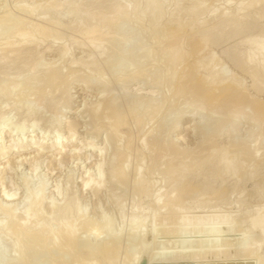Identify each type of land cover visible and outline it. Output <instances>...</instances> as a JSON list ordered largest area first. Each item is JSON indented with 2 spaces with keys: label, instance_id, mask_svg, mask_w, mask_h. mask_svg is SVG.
I'll return each instance as SVG.
<instances>
[{
  "label": "bare ground",
  "instance_id": "obj_1",
  "mask_svg": "<svg viewBox=\"0 0 264 264\" xmlns=\"http://www.w3.org/2000/svg\"><path fill=\"white\" fill-rule=\"evenodd\" d=\"M69 1L70 0H61V1L47 0V2L44 5L43 4L42 5L35 4L36 6L35 5H32V6L22 5L21 7L23 8V10H26V12H29V13L33 12L34 14L38 10L39 11L42 10V15L44 18L47 16V14L49 15V13H51L53 9L66 7L67 9L66 14L72 17L71 22L68 25L66 24V27L69 26V28H71L72 30H76L77 32L79 31L81 33V37L84 38V40L86 39V41L89 42V46L92 50L91 52L92 53L98 52L100 53L101 57L98 55L99 57H95V58H92L86 61L84 58L83 59L82 58L78 59V57L75 58L74 57L75 55L71 57L72 56L71 51L73 47L71 46V41H69L70 39L66 37L64 34L62 35L61 34L62 31L59 32L60 31L59 29H58L59 31H57V29L55 31L54 29L55 25H56L55 27L59 26L57 28H60V27L63 28L64 27L63 25H65L64 22H60L59 20H56L55 22L54 21L48 22L52 24L53 26L52 28V27H49L50 24L48 25L47 23L46 24L48 26L44 23L43 24L41 23L27 24L26 22H24L26 24H23L22 22L19 21L20 19L18 20V18H16L17 19L16 20L15 18H13L12 17L13 15L9 14L11 13L10 11H8L9 13L6 12L0 15V34H2V32L4 34V32L6 33L9 30L11 31L15 29L14 34L9 31L11 34H13L12 35L13 37L11 36L12 38L8 37V39L2 40L4 42L0 41L1 42L0 43V64L3 63L5 66L4 67L2 65L3 69L5 68V71L2 70L0 75L4 73V75L7 76L8 74L7 72H9L10 70L8 71L6 69H9L12 65H14V63L16 64V60H19V59L25 60V58H22V54L25 53L26 56L23 55L25 57H27V55L29 56L28 53L32 52V50L27 49L29 46H31L30 44H34L33 46L35 50H37V48H39L40 46H42L43 44L47 42L53 43V44L58 43L60 45L59 47L60 48L59 49L60 58L57 59L56 62L53 59L54 63H51V62L48 63L42 57H40L42 59L39 58L37 62L36 60L35 62H33L34 61L33 60L32 61L33 63L31 64L26 62L27 61L26 60L25 65L24 66L22 65L23 70L21 69L22 71H24V67L25 66L27 67L25 70L27 72L26 75L19 74L18 76L16 75V77H14L15 79L9 78V81H7L6 84H3V77H2L3 75L0 76V78H2V82L0 79V133L3 134L5 132L7 134L9 132L10 133L9 137L15 141L17 136L21 137L22 135L25 134V132L27 131V127L29 125L28 123H30L31 121L33 122V119H36L37 117L36 114L38 113L37 111H40L39 108L41 105H43L42 107H44L45 104L46 105L48 104V107L45 105V108L46 107L50 109L55 108V110L58 109L60 103H63L64 105H67V104L70 105L72 102V100H70L72 99V97L70 96L71 94L69 93V91H71L70 87H67L66 85L62 86V84L64 85L66 84V82H69L70 79L68 78L70 77H72L71 80L73 84L78 81L79 82L83 81L86 87H93L92 86L93 82L94 84L99 83L102 89L107 87L105 85L106 84L108 85V83L106 82L109 79L106 74L107 73L110 74L114 72L113 66H111V68H109V70L107 71L102 63L106 59V57L109 55L108 54V49H109L108 43L110 42V40L114 38V35L117 34L116 30H119V32H121L120 31L121 28L126 23L139 24V26L141 25L140 23H143L145 25L144 28L145 29L148 28L147 31H145L146 33H148V30L151 31V29L153 32L155 31L156 33L154 34L155 37L153 38L151 37L153 40L154 39L161 40V37L163 38L160 41L162 42L161 45L159 46L160 43L158 42L159 43V44L157 43L158 45L154 43L153 45H149L146 49H143L142 48L143 46H147L146 38L148 37V35L145 34V32L143 31L146 37H144V40H143L144 44L140 46H133V44H131V41H130L131 38H128V37L127 39L125 38L124 42L127 43L128 45L124 53H122L119 56L120 59L118 61L125 62L124 60L126 58L124 57H128L132 55L134 52H137V50L143 49V51H141V54H140L141 61L152 59V61L154 62L150 63L149 66L145 70L142 69L144 70L143 72H145L146 74V78L144 77L145 79L141 75L144 73L141 72L140 63L138 64L136 63L135 66H132L131 71L128 70L129 71L128 75L123 74L122 76H120L118 74V76H120L122 79L117 76H116V79L117 78L121 79L122 81L120 83H124V82L127 83L129 79L131 80L132 78L135 80L136 78L140 76L141 79L142 78L144 79V82L146 80L151 83V82H154V79L159 77L158 75L156 76V73H154V71L157 72L155 69L159 67V65H161V67L162 66L163 67L160 70H165V71H163L162 73V77H163L161 78L162 80L159 81L158 79H156L158 80L157 85H161V86L163 85L165 87V85L168 86V84L170 83L169 85L170 90L167 88L169 91L166 89V92L168 91V93L162 95L163 96L162 98L161 97L158 98V96L156 95L155 96L148 95L151 93V91L150 93H147V97L144 95L143 96L142 95L132 96L129 91L130 89L129 90L121 89L119 93H116L117 94L116 96H112L113 94L109 95L111 92L110 91L108 93L109 97L107 96V92L106 94L104 93L106 95L105 98H104L105 95H103L102 93L103 98L101 97L102 99L100 100V102L98 103L95 102V104L91 105L89 109L85 107L86 110H88L87 112H89V116L91 115L90 117L92 118V120L90 119V121L96 120L95 124H100V125L104 124L108 126L107 130H109V124H110V130L112 132V135L115 136L116 142L118 141L117 142L118 146H117L115 156L113 157V159L111 157L112 161L109 160L110 161V169H109L110 177L109 178L115 184L116 183L119 184V181L121 180L123 181V179L126 180L124 177L128 176L127 174L128 171L126 172L127 164H125V162L127 163L128 160H130L129 157H131L132 155L133 144L135 141H134V137L132 134L128 135L129 137L127 138V140H125L126 137H124L126 135H124V133L121 134V131H120L121 127H123V125L126 124L127 117L129 115L132 116L136 112L135 122L138 126L140 125V123L142 124L146 122L148 119L152 121L154 118L158 117L157 115L161 113L160 111L163 108H166V106L170 105L169 102L171 101V99L174 98V96L177 95V93L182 94L183 95L182 97L184 96L186 97L184 98L185 102L187 100H192L191 97L193 96L198 97V99H201L199 101L197 100L198 104L195 98H193V100L196 102V104L194 101H190V103L194 102L193 104H195V106L193 109L197 111L191 109L193 107V104H191L192 107L190 109L191 111H194L197 114H198V110L202 111L201 113L204 112L205 119L201 122L197 121L198 124L197 125L192 124L191 127L194 126L193 130H195L196 132H202V134H204V139L202 140L203 141L202 144L205 143V145L201 144L200 147L202 146L205 147L209 143L211 145L208 146V151H206L207 150L206 147H205L206 149L203 147L200 148L201 150L205 149L206 152L204 151L203 153V151L199 150V153L201 152L200 154L194 153L195 155L196 154L198 155L193 156L194 160H192V157H191V159L189 160H192V161L191 162L189 161L190 163L187 164V159L189 157L187 151H185L187 149L184 150L182 147H180L182 145L178 143V141L181 139L180 132H178L176 136L172 135L173 137L166 138V140L162 141L158 145L153 144L154 142L155 144L158 143L156 142L158 141L157 138H156V141L152 143L153 146H151L149 142L150 141L149 137L154 135L155 132L159 134L161 131L158 133L157 130L161 126H163L165 123H168L170 121L168 120H165L164 122L162 121L161 123H159L157 127L149 128L145 131L143 129L144 133L142 134L143 135L141 138L142 140H140L142 143L140 145V148H138L139 151H137L139 153L136 152L138 156L139 154L141 156L142 154L145 155L147 153L146 155H148V153H150L153 159H157L160 156L164 157V156L169 155L170 158L168 156L167 157L170 159V161L168 160L170 163L171 161H174V158L175 157L177 158V156L179 155L178 158L180 162L178 163V165L176 164L174 165L171 162L172 167H169L168 171L165 170L166 172H164V168H165V167L163 168L164 165L162 166L160 165L161 168H163V172H164L163 174L161 172L162 170L161 171L156 170V169H159L158 167L155 169L157 174L159 172L162 174L160 175L159 173L158 176L164 177L165 176L164 174L168 172L164 179L165 183L163 182L161 183L165 185L163 187L161 186L162 188L160 189H154L156 181L155 183H153L154 181L152 179L151 181L149 178L150 180L149 181L147 176L144 175V173L146 172V169L144 172V167L146 166L145 165L146 158L144 157L142 159L143 155L140 158L142 159L141 160L142 162L143 160L145 161L143 162L145 164L141 165V161H140L139 163L141 166L140 165L138 166V163H137L136 165L138 167L137 168H135L136 166L134 167L135 172L133 175L134 178L132 179L134 184L133 183L132 184H133V188L136 190L135 192L138 193L137 194L138 196L139 195L140 196L139 197L135 196V198L130 203L131 204L130 208L133 214H132V217L129 219L128 231L131 237L138 236L139 240H138L136 250L134 252L130 249L128 250L127 254L125 255L127 256L126 258L127 261L124 259L125 262L123 264L125 263L140 264L144 260L143 258H145L147 255H151L155 258L152 260L151 264H155V263L165 264L168 262L172 264H211L212 263L211 261H213V257L215 258L214 259L215 263L213 262L212 264H230V260H228V257L226 255H222L224 251L221 250V248H222V244L224 240L227 239L228 236L230 237L231 235L233 236V238L230 239L231 238L230 237L228 239L233 241V243L232 241H229V242L230 244L232 243L233 248H236L237 250L236 257L240 259V261L238 260L239 264H264L263 258L262 259L260 258L261 260H258V258H255L256 256L253 257L256 251L257 253L259 252L258 251L259 246H261V243L264 242V206H262L261 208L259 207L257 211L255 210L256 212L254 211L255 212L253 213L254 215L252 214L251 216L250 214L251 216V218L249 217L251 219L250 227H248L249 229L248 230L246 229V231L244 230V228H241L240 226L239 227L241 229L239 228L234 229V225L231 224L232 220L229 221V223L230 222L231 223L228 224V220L230 218H228L229 215L227 216V214H224V212H222L224 215H221V214L218 215L212 220V222L208 220L210 222V224L207 222L209 224L208 226L206 225L203 226L204 223L201 221H197V220H196L197 222H195V226H193L194 223L192 224V221H188L189 219L187 220L185 219V216H183L187 213H188L187 214L188 218H189V215L192 216V214L195 213L196 211L194 212L191 211L192 210L191 208L194 205H196V203L199 204L200 202L201 204H204V203H209L213 200L217 201L221 199L224 195H226V192H227L226 187L224 185L222 187V183L225 182L227 175H229L230 177H233L235 179L234 186H238L241 182L240 178L242 176H244V178H242V181L243 179L244 180L246 179L247 181V180L252 179L254 174H256L255 173L256 168L255 166H253L254 160L251 161V163L253 162L252 164L247 163L248 162L247 160L248 158L250 160L251 159L250 157L256 158L260 154V152L264 149V141H262L264 140V103H262L264 102L263 101L264 99L262 100L261 97L260 99L258 96H256L261 100V103L260 101L258 103V101L256 100H259V99H257L255 95L252 97L251 96L252 94L251 93H250L251 95L249 94V87L242 86L243 84L241 83V80L238 77V74L237 75L234 74V76H232L233 74L229 75L228 73H226L224 69H222L223 67L221 65H220L221 67H218L217 58L213 54H210V55L208 54V56L206 54L201 57H196V56L198 54H201L199 52L203 53L204 51L202 50V48L208 47V45L212 41H214V43L216 44V41H218L219 39L221 40V38L231 39L236 36L239 37L240 35L242 36L243 34L249 33L248 38H245L242 41V44L248 47L245 54H243L241 49H238L239 45H237L236 48H233L227 51V53L229 54L230 52H232V56H231L232 61L234 65H236V67H238L239 69H243L248 64L253 65L254 71L252 72V77L254 78L255 89L259 93L260 92L263 93L264 92V25L262 27H259V29L261 28L260 30H258L259 34H255L254 31L257 26H260L261 22L264 23V11H262L263 13L260 14L261 15L260 22L256 21L255 23L252 20L248 19L249 22L251 21L252 23L249 24L246 21L247 24H245L244 22L245 20L244 21L240 20V17H242L243 14L248 11L258 8V6L264 9V0H239V3H237L238 7L235 8V10H233V15H231L232 13L230 14V11H229V9L231 10V8L224 7V10L221 14V18L218 19L219 21L217 22H215L216 20L214 21V23L216 24H213V25L215 26L211 28L212 25L209 23L208 28L205 27L207 26L205 25L204 27L206 29H203L202 31H198V27L202 24V22H204L203 20L205 19L203 18L204 15L206 16L208 12L213 13L219 10L217 6H214L211 9L210 5L212 3V0H190L191 3H189L188 6L186 5L185 7L181 6L184 0H90V2H86V1L83 2V0H76V1L72 0L70 2ZM107 1L109 4H107ZM216 1H220V0H216ZM235 1L236 0H233V4H235ZM226 2H227V5H229L231 3V0H226ZM246 17L247 16H245V18ZM120 21L121 23H119ZM205 24L207 23L205 22ZM196 31L199 32V34L197 33L198 36L196 35ZM121 33H118V34H121ZM194 36H197L195 37L196 39L194 40V42H192V44L190 42L192 40H190L189 43L191 44V46L189 43H188L189 44L188 46L187 44L188 38L190 37L189 39L191 38L194 39ZM5 37L7 38V36ZM116 38L115 40H117ZM118 39H121V37H119ZM120 41H122V39ZM79 42H77L76 40L73 43L74 45L76 43H77L76 45H78L80 43L84 44L85 41L80 42V43ZM163 43L165 45H163ZM83 44H81L82 47H83ZM212 44L210 45L212 46ZM53 46L54 45H49L46 48L45 52L46 53L53 52ZM93 55H91V57ZM2 66L0 65V68ZM172 66H173L172 73H170L167 76V73L169 72V70L171 69L170 67ZM12 69H14V67ZM126 73H127V70H126ZM9 75L11 74L9 73ZM19 76L21 78H23L24 76L25 77L28 76V77H26L27 79L26 78L22 79V81L25 79L24 80L25 82L21 83L22 85L24 84V88L19 83L21 80L20 81L18 80L19 82L17 81L19 86H21V88L18 86L16 87H18V90L19 88L23 90H20V93H18L15 96V93H13L15 89V87L13 89V86L15 84H12L13 86L11 87V83H14L15 80L19 78ZM4 78L6 80V77ZM31 79H34V81H37V82H33ZM257 79L258 80L261 79L262 83L259 84L257 82L258 81ZM200 81H202V83H200ZM17 82H16V85H17ZM129 83L130 82H128V84ZM99 85L97 84L98 87ZM120 88H123V87L121 86ZM12 89H13V92H12ZM108 89L110 88L108 87L107 90ZM210 89H212V93ZM216 89H218V92ZM10 90L15 96L14 98H12L13 100L10 99L13 96L10 93ZM16 90L17 89H15V91ZM215 90L217 93L216 95L213 96L212 94L215 93L214 92ZM25 91L26 92L28 91L27 93H30V92L32 94L35 93L34 95L36 96L35 98H33L34 100L33 99L29 100L30 103H28V105L29 104L30 105L26 110L27 115L21 118L23 119V121L20 122V125H18L16 129L10 130L9 125L10 124L12 125L10 121L11 119L10 114L12 112H16V114H19V112L21 111L20 106L24 105V103L27 101L25 97L33 96V95L26 94ZM51 92L52 93L59 92L61 95V96L58 95L59 97H61L60 100L58 99L59 101H57L56 99V102H55L54 100L55 97L53 96L56 93L52 94ZM153 93L154 92L152 91L151 94ZM158 95H160V93ZM179 97L181 98V95ZM254 97L256 99H254ZM3 98H5V100H2ZM177 98H174V99H177ZM181 99L184 100L183 98ZM9 100L13 101L12 104L8 102ZM178 102H176L178 104L176 107H174L176 103L174 106H172L173 108L171 106L170 107L172 108L171 109L172 111L175 110V112H177L179 115L181 114L182 112L181 110L184 108V105L186 103L184 101L182 102L180 101L181 103H178ZM188 102L189 101H187V103ZM121 103L126 105V107H124L125 110L121 109V105H122ZM142 105H146V107L141 110L140 107ZM243 106L254 107L255 112L252 110L254 114L252 113L251 110L249 112H251L252 115L248 112L247 113L249 115L247 113H246L247 115L243 114L244 112L250 109L249 108L245 111L243 109ZM242 109L244 111L243 113L241 112ZM136 110H138L139 112H137ZM182 113L184 114V110ZM188 113H189V110H188ZM242 114L248 117V118H245V120L248 119L247 121H249L248 122L249 124L250 123L257 124L258 121L261 122V125H260L261 128L259 132H250V137L248 138V140L246 139L247 141L245 142L243 139H241V136H240L241 133L239 129V125L242 122V117H245ZM192 115H194V113ZM54 118L53 120L50 119V121L52 120L51 122L49 121L46 122V119H45V122L48 123L46 124V126L48 125L49 127H54L55 129L62 128L63 120L59 117H56V119ZM179 119H181V117H179ZM149 120L148 122H150ZM97 121L99 122L97 123ZM213 121H215L218 124L216 123H215L216 125L213 124L214 123ZM225 123L228 126H227V130L225 129L226 131L224 130L225 131L224 132L222 128H225V125H226ZM221 124H223V127L220 126ZM259 124L260 123H258V125ZM100 125H98V127ZM143 125L144 124H142V126ZM36 126H39V125L36 124ZM67 126L70 131V135L68 139L66 141H64L63 139H60V134L58 133L54 140L55 142H53L50 146H48L49 152H52L51 154L52 156L58 150H59L58 153L60 157L58 155L57 158L64 157L65 155L67 156L68 155L67 153L69 152V150H67V147L71 146L74 143V141H77L79 139L78 131L76 129V124L70 121ZM30 127H35V125H32ZM102 127L103 126H101L100 128ZM96 128L95 130H93L94 131L93 133H96L95 132ZM179 129H176V131H179ZM193 130L192 132H194ZM215 132L218 134L216 135ZM108 133L110 132L108 131ZM229 135L230 136L233 135V139L230 138V140L231 139L232 140L230 141V143L228 142L229 145L227 143L228 146L226 145L222 147L223 146L222 144L221 146L220 144H218L219 143L218 141H217L218 143L216 142L217 137L221 138L220 136H229ZM160 136L162 137V135ZM164 136L166 135L164 134ZM123 137L125 139H123ZM200 137H203V136H200ZM214 138H216L215 141H214ZM240 139L243 141H241ZM46 143H47L46 135L40 141L31 139L27 142H19L18 140H16L15 143H12L8 147L0 143V160H3V159L5 160L6 158L12 156L13 154H18L19 156H17L16 158H12V159L18 158V159H21V162H22L23 161L22 157L24 156L23 154L26 155L25 151L29 149L31 150V148H35L34 149L36 151L35 157L39 156L40 154H42V150L46 148ZM89 146L91 148L96 147L93 142H89ZM198 149L199 147L197 148V150ZM197 150L195 149V152H197ZM78 151L79 152L77 151H75L74 153L72 152V156L75 157L78 154L80 155V152L82 151V149L80 148V150ZM83 151L85 150L83 149ZM263 153L261 154L264 155ZM102 155H104L103 149L100 150V153H99V156L103 157ZM262 155L260 156L262 157ZM12 159L10 158L6 159V161H4V164L7 165V163H10ZM147 159H150V157H147ZM159 159L160 158H158V160ZM27 160L28 159L26 158L25 161ZM102 160L103 158L99 159L97 163V169L99 171L98 176H96V178L89 177L83 181V186H85V188L90 187L97 192L102 186H104L106 173L102 171L103 166H104L103 164L104 161ZM259 160L257 159L255 161L259 162ZM19 161L17 160L16 162H19ZM151 161H154V160L151 159ZM154 162L155 164H157L158 161L156 160ZM161 162H162V159H161ZM176 162L174 161V163ZM40 163L41 162L38 159L35 160V162L31 163L32 164L31 172H35L37 170V166ZM159 164L157 166H159ZM146 167L149 168V165ZM256 167L258 169V166ZM155 173H152V174H155ZM163 177H161L160 179L162 180ZM218 177L219 178L222 177V181H220V183L215 185L214 181L218 179ZM195 178L198 180L194 181ZM171 181L173 182L172 187L171 188L167 187V185ZM22 182L26 186V188H28V193H29V195L27 194L28 196L27 197L25 196L23 200L26 204L25 211H24V213L26 214H25V218L23 217L24 220L22 219L23 221L21 222L20 220L19 221L16 220L18 217V213L20 212L18 210L19 208L11 207L10 205L1 206V209H2L1 211L2 213L6 215V217L0 218V229L2 230L1 233L8 232L10 228L11 229L13 228L12 230H15V236H16L15 240L16 241L14 240V242L13 243L11 242L12 244L11 243L10 244H11V248L15 250L13 252L16 253V257H15L16 264H19L17 262L18 259L21 260L22 258L27 256L26 254L31 253V252H33L32 256L35 257V259L33 260L34 261L33 264H100V262L102 264H117L118 259L120 258L119 257L120 247L118 245V240L120 238V234L122 230H114L110 225L111 221L109 219L107 220L105 219L104 223L98 222V223H102L101 225L92 222L93 220L91 221V219L89 220L88 219L89 217L85 213L86 211L82 212V210L84 209H82V207H79L78 206L79 204H76V202L74 201L75 197L73 198L71 197L72 199H70V201L63 203V205L57 203L53 199L50 202L48 201L50 203L51 209L53 210V212H56L57 215L54 218L55 220H48L47 222H41L39 221L40 220L39 216L42 215V213L40 215V211H41L40 207L43 206V203L45 202V200H47L45 196L47 183H45L44 181L43 182L41 181L38 188L34 189L32 187L33 189L31 190V186H32L31 177L24 176ZM169 186H171V184ZM11 192H8L7 188H3V197L9 198L11 196ZM190 192L193 194L192 206L188 208V206H186L187 199L185 198L188 197V194H190ZM152 195L154 196V198L151 201L152 203L150 205V208L149 207L148 208L151 209L153 213L150 216H148V218L142 219L144 218L142 217V212L145 209L143 207L144 204L142 205V202L144 200L143 197L150 198ZM12 196H14V194ZM75 200H77V198ZM117 205L120 207V209L123 208L124 206V196L123 195H120L117 197ZM53 216L55 215L53 214ZM73 216H77V218H79L78 220H80V222H83L85 224L87 231L101 233L103 235L100 236V238H104V240L109 238V240L108 241L105 240L104 242L101 241V243L100 242L94 243V238H91V235L88 234L86 238H82V244H83L82 250L81 249L77 250L76 241L79 235V230L81 229L77 227V223L75 224L74 222H72L73 220L72 221L70 220L71 223L68 221L71 217L72 219H74ZM34 217L35 218L37 217V219H39L38 220L39 222L36 220L34 221L35 222L34 223L33 222ZM148 219L149 221L147 222ZM162 220L163 222L165 220L164 224L161 223ZM55 223L58 224L57 229L53 228V225ZM191 226L195 228L192 229ZM177 227L183 228L186 231V233L187 232L192 233L193 230H194L193 232H198L200 231L201 228H204L201 230L208 229L213 232L215 231L217 234V238L215 237L216 238L215 243L212 245L211 254H213V257L209 255L210 253L207 254L203 252H199L194 255L186 256L185 254H183V252L181 251L175 252L176 251L175 250L174 253L172 252L170 253L171 255L168 256L169 258L167 259V261L165 260L162 261L163 259L161 260L160 257L162 256V253H164L163 251L164 249L162 250L161 247H159V245L157 244V238L159 237L158 235H160V233H164L167 235L170 234V236L172 234H176V231L178 230ZM146 229H150V230L147 231ZM21 236L24 238H21ZM162 236L164 237L163 234ZM22 239L25 240V243L21 241L23 244L20 245L19 240H22ZM185 239L186 238L180 239L179 241H176V243L173 242V244L176 245V248H180L182 247L183 244L187 242V241L184 242ZM188 239L189 238H187V240ZM17 240L19 243L17 242ZM205 240L207 241V239ZM205 240L203 241L199 240V241H201V244H203L202 242H206ZM235 245L236 247H234ZM53 248L58 249L57 251L59 254L56 257H54L50 263L49 262L45 263L42 261H38V259H36L37 257L46 256ZM2 249L3 247L1 248L0 246V260L4 259L3 257H5L4 251ZM224 249L226 251L229 250L226 248ZM84 251H85L86 256L82 255V252L84 253ZM227 252L229 253V251ZM99 254L102 256V258L97 259L98 261H95L97 255ZM68 255L70 256L67 259ZM251 258H255L258 261L255 262L254 259L251 260ZM2 261L0 262V264L3 263ZM20 264H25V262L20 263Z\"/></svg>",
  "mask_w": 264,
  "mask_h": 264
},
{
  "label": "rangeland",
  "instance_id": "obj_2",
  "mask_svg": "<svg viewBox=\"0 0 264 264\" xmlns=\"http://www.w3.org/2000/svg\"><path fill=\"white\" fill-rule=\"evenodd\" d=\"M57 1H61V0H57ZM70 1H72V0H70ZM84 1L90 2V0L89 1L88 0H83V2ZM46 2H47V0H0V15L6 13L8 11H10L11 13H9V12L8 13L11 14V15H13L12 16L13 18H15V19L18 18V20L20 19L19 21L22 22L23 24H26V23L27 24H31V23L32 24H34V23H41V24L44 23V24H46L47 23L48 25L50 24L49 27H52V28H53L52 24L51 23H48V22H51V21H54L55 22L56 20H59L60 22H64L65 25H63L64 26L63 28L62 27L57 28L59 26L55 27L56 26L55 25L54 26V29H55V31H56V29H57V31L60 30L59 32L62 31L61 34L62 35L64 34L66 37H68L70 39L69 41H71V46L73 47L72 48V51H71V55L72 56L71 55L70 56L73 57V55H75L74 56L75 58H77V57H78V59L79 58L80 59L81 58L82 59L84 58L85 61L86 60H89V59H92V58H95V57H99L100 56V53H98V52L97 53L96 52H93L94 53V55H93V53L91 52L92 50H91V48L89 46V42L86 41V39L84 40V38L81 37V33L79 31L77 32L76 30H72L71 28H69V26L66 27V24L68 25L71 22V20H72V17L71 16H68L66 14V12H67L66 7L53 9L51 11V13H49V15L47 14V16L45 18L42 15V10H40V11L38 10L34 14L33 12L32 13L31 12L30 13L29 12H26V10H23V8L21 7L22 5H24V6H30V5L32 6V5H35V4L36 5L37 4H40V5L43 4L44 5ZM189 3H191L190 0H188V1L187 0H184L182 2V5L181 6H184V7L186 5L188 6ZM237 3H239V0H236L235 1V4H233V0H231V3L229 5H227L226 0H220V1L212 0V3L210 5L211 6V9L214 6H217L219 8V10L217 12H213V13L212 12H208L209 14L207 13L206 16L204 15L203 18H205V19H203L204 20V22H202L203 25L201 24L198 27V31H202L203 29H206L205 27L208 28L209 23L212 25V26L210 25L211 28H213L215 26L213 24H216V23H214V21L216 20L215 22H217V21H219L218 19L221 18V14H222V12L224 10V7L225 8H231V10L229 9V11H230V14L232 13L231 15H233V10H235V8L238 7V4ZM19 4H21V5H19ZM105 4H106V2H105ZM107 4H109L108 1H107ZM40 5H38V6H40ZM3 9H4V11H3ZM262 11H264V9L262 7L260 8L258 6V8L252 9L251 11H248V12L244 13L243 16L240 17V20H243V21L245 20L244 21L245 24H247V23L251 24L252 22L251 21L249 22V20H252L255 23H256V21L260 22V20H261L260 19V16H261L260 14L263 13ZM245 16H247L246 17L247 20H246ZM246 21H247V23H246ZM24 22H26V23H24ZM205 22L207 24H205ZM119 23H121V21ZM140 24L141 25L139 26V24H128V23H126L125 25H123V27L120 30L122 33L119 32V30H116V32H117V34H115L116 36L114 35V38L112 40H110V42L108 43V46H109L108 54L109 55L106 57V59L102 63H103V65H104V67H105V69L107 71L109 70V68H111V66H113L114 72L113 73H110V74L106 72L107 73L106 75L108 76V79H109L106 82V83H108V85L107 84L105 85V86H107V87H105L106 89L105 88L102 89V87H100L99 83H97V82H95V83H97L99 85V87L97 86V84H94V82L92 83V86L93 87H86L84 85L83 81H81V82L78 81V82H75L73 84L72 83V80H71L72 77L68 78V79H70L69 82H66V81H68V80H66L65 81L66 84H64V85L62 84V86H65L66 85L67 87H70V90L71 91H69V93L71 94L70 96L72 97V99H70V100H72L71 104L70 105H68V104L67 105H64L63 103H60L59 107L57 106L58 107L57 110H55V108H53V109L52 108L51 109L50 108H47L48 107V104L47 105L45 104L47 106L46 108H45V105H44V107H42L43 105H41L40 108H39L41 112L40 111H37L38 113L36 114V116H37L36 119H33V122L31 121L30 123H28L29 125L27 127V131L25 132V134L22 135L21 137H18L17 136L16 140H18L19 142H27V141H29L31 139H33V140L35 139L37 141H40L46 135V137H47V143L48 144L46 143V148L42 150V154H40L39 156H36L37 157L36 158L35 157L36 151L34 150L35 148H31V150L29 149V150L25 151L26 155L23 154L26 157L23 156L22 157V160L25 161L26 158L28 159L25 162H23V161L21 162V159H18V158L17 159H12V158H16L17 156H19L18 154H13L12 156L8 157V158H10L12 160H11L10 163H7V165L4 164V161H6V159H8V158H6L5 160L4 159L3 160H0V218H3V217L5 218L6 217V215L4 213H2V211H1L2 210L1 209V206L10 205L11 207H17V208H19L18 210L20 212L18 211L19 213H18V217H17L16 220H18V221L20 220V222L23 221L24 220L23 217L25 218V214H26V213H24V211H25V205L26 204H25V202L23 200H24L25 196L27 197L29 195L28 188H26V186L22 182L23 177L24 176L31 177V179H32L31 190L33 188L34 189L38 188L39 185H40V183H41V181L42 182L44 181L45 183H47V185H46V193H45V196H46L47 200H45V202L43 203V206L40 207V210H41L40 211V215H41V213H42V215L39 216L40 218L37 216L40 220L37 219V217L36 218L34 217L33 218L34 219L33 222L36 221V220L37 221L39 220L41 222H47L48 220H55L54 218L56 217L57 213L56 212H53V210L50 207V203H49L52 199L55 200L57 203L63 205V203H65L67 201H70V199H72L73 197H75V199L77 198V200L74 199V201L76 202V204H79L78 205L79 207H82V209H84V210H82V212L83 211L84 212L86 211L85 213L89 217V218L87 217L89 220L91 219V221L93 220L92 222L101 225L102 223H104L105 219L106 220L109 219L111 221L110 225H111V227L114 230H122V232L120 234V238L118 240V245L120 247V256H119L120 258L118 259L117 264H123L125 262V260L127 261V259H126L127 256H125V255L127 254V252H128L129 249L132 250L133 252L136 250V247H137V244H138V240H139V237L138 236H132L131 237V235L129 234V231H128L129 219L132 217V214H133V212H132V210L130 208V205H131L130 203L135 198V196L136 197L138 196L137 195L138 193H136L135 192L136 190L133 188L134 182L132 180L134 178L133 175H134V172H135L134 171L135 168H137L140 165L139 162L145 157L146 158V160H145L146 161V164L143 163V162H145L143 160V162L141 161V165H144V164L146 166L149 165V168L146 167V166L144 167V172H145V169H146V172L144 173V175L147 176L148 180H149V178H150V180L152 179L154 181L153 183H155V181H156V183L158 182L157 184L155 183V188L154 189H160V188H162L165 185V184H161V183L162 182L165 183L164 182L165 181L164 179H165V176L167 175L168 172L165 173L164 174L165 176L163 177V176H158V174L160 172L157 174L156 170L157 171H161L162 170L161 172L163 174L164 172L168 171L169 167H172L171 166L172 165L171 162L174 165L175 164L178 165V163L180 162L179 161V158H178L179 155L177 156V158L176 157L174 158V161L175 162L177 161L176 163H174V161H171L169 163V161H170V159H169L170 156L169 155H167L169 158L167 156H164V157L163 156H160V157H158V158H160L159 159L160 162H159L158 158L157 159H153V157H152V155L150 153H148V155H146L147 153L145 155L141 153L143 155V157H142V155L140 156V154L138 156L137 153H139V152H137V151H139L138 148H140V145L142 143L140 140H142L141 138L143 136L142 134L144 133V131L147 130V129H149V128L157 127L159 125V123H161L162 121L163 122L165 120L170 121L168 123H165L163 126H161L157 130L158 133L161 131L159 134H157V132H155L156 135L154 134V135L150 136L149 137V140H150L149 142H150L151 146H153V144L154 145H158L162 141L166 140V138H171L173 136H176V134L178 132H180V138L181 139L178 141V143H180V145H182L180 147H182L184 150L187 149L185 151H187L188 156L190 157V158L188 157V159H187V164H189L192 160H194L193 156H197L198 155V154L195 155L194 153H199V150H201L200 148H202V147L205 148L206 147L207 148L206 151H208V146L211 145L209 143L205 147L204 146L200 147L201 144L203 143L202 140L204 139V134H202V132H196L195 130H193L194 129V126L191 127L192 124L193 125L194 124L197 125L198 124L197 121L201 122V121H203L205 119L204 112L201 113L202 111L198 110V114H197L194 111H191V109H193L194 106H195V104H196V102L193 100V98H195L196 101L197 100L199 101L201 99H198V97H194L193 96V97H191L192 100H187V101H189L188 102L189 104H188L187 101L185 102V99H184L186 97L185 96L182 97L183 96L182 94L177 93V95L174 96V98H177V97L178 98L177 99H174V98L171 99V101L169 102L170 105L168 104L169 106H166L167 109L166 108H163L160 111L161 113H159V115H157L158 117L154 118L155 120L154 119L153 120L151 119L152 121H150L148 119L150 122H148V120H147L146 122L142 123L145 126L144 125L142 126L141 123H140L141 126L140 125L138 126L136 124V122H135V120H136V118H135L136 117V115H135L136 112L132 116L129 115L127 117L126 124H124L123 127H121V130L120 131H121V134L124 133V135H126V136L123 135L124 137H126V139L124 137H123V139L127 140V138L129 137L128 135L129 134H132L133 137H134V141H135L134 144H133L132 155H131V157H129L130 160H128L127 163L125 162V164H127L126 172L128 171L127 172L128 176H125L124 177L126 179V180L123 179L124 182L121 180V181H119V184L116 183L117 185L109 178L110 177V175H109L110 161H112L111 160V157L113 159V157L115 156V153H116V150H117V146H118V143H117L118 141L116 142L115 136L112 135V132L110 130V124H109V130H107L108 129V126H106L104 124H102V125L95 124L96 123L95 122L96 120H93L94 122L93 121H90V119L92 120V118L90 117L91 115L89 116V112H87L88 110H86L85 107H87V109H89L91 107V105L95 104V102L96 103L100 102V100L103 98L102 97V93H103V95H105L106 92H107V96H108V93L110 91L111 92H110L109 95H112L113 94L112 96H116L117 95L116 93H119L121 89H128V90L130 89L129 91H130V94L132 96H134V95L135 96L136 95L137 96H139V95H142L143 96L144 95L146 97H147V93H150V91L152 93V91H153L154 92L153 94L150 93L148 95H153V96L156 95V96H158V98L159 97L162 98L163 97L162 95L167 94L168 91L170 90L169 89L170 83L168 84V86L165 85V87L163 85L162 86L161 85H157L158 84V80L159 81L162 80L161 79V78H163L162 77V73H163V71H165V70H160L163 67V66L161 67V65H159V67H157L155 69L157 72L154 71V73H156V76L157 75L159 76L158 78L155 77L158 80L154 79V82H151L152 84L150 82L146 81V80L144 82V79L146 78V74L143 71L149 66L150 63H153L154 61H152V59H147V60H142L141 61V57H140L141 51H143V49H146L149 45H153L154 43L157 44L159 42L160 44L159 43L158 44L160 46L161 43H162L160 41L163 38L161 37V40L158 39L159 41L158 40H155V39L153 40L152 38L155 37L154 34H156L155 31L153 32L152 29H151V31L148 30V33H146L145 31H147L148 28L145 29L144 28L145 25L143 23H140ZM205 25H207V26H205ZM263 25H264V23L261 22L260 23V26H257L256 27L257 29L255 28L254 33L255 34H259V31L258 30L261 29V28L259 29V27H262ZM9 31L6 32V33L4 32L5 35L3 34V32H2V34H0V35H2V36H0V41L1 42H4V41H2L3 39L6 40V39H8V37L9 38H12L13 37L12 35L14 34L15 29L10 31L13 34H11ZM143 31L145 32V34L148 35V37L146 38V42L147 43L145 42L147 44V46H143L142 47L143 48L142 50H137V52H134L132 55H130L128 57H124V58H126L124 60L125 62L118 61L120 59L119 56L122 53H124V51L126 50L127 45H128L127 43L124 42L125 41V38L126 39H127V37L128 38H131L130 41H131V44H133V46H140V45L144 44L143 40H144V37H146V35L144 34ZM198 31H196V35H197V33L199 34ZM118 33H121V34H118ZM5 36H7V38ZM197 36H194V39L193 38L189 39L190 38L189 37L188 40H187L188 41L187 44L189 43L190 40H192V41H190L191 44H192V42H194V40L196 39L195 37H197ZM248 36H249V33L243 34L242 36L240 35L239 37L236 36V37L231 38V39H225V38L222 39L221 38L222 41L219 39L218 41H216V44L214 43V41H212V42H210V44L213 43L212 46L209 44L208 47L202 48V50L204 52L203 53L202 52H199L201 54H198L199 56L197 55L196 57H201V56H204L206 54H207V56H208V54L209 55L210 54H213L217 58L218 67H221L222 66L223 67L222 69H224L226 71V73H228L229 75H232L233 74L232 76H234V74L235 75L238 74V77L240 78L241 83L243 84L242 86L243 87L244 86H248L249 87V94L251 93L252 95L251 94L250 95L252 97L254 95H255V97L256 96H258L259 98L261 97L262 100H263L264 99V92L263 93H261V92L259 93L258 91H256L255 86H254V78L252 77V72L254 71L253 65L248 64L243 69H239L238 67H236V65H234V63L232 61V58H231L232 52H230L229 54L227 53V51H229V50H231L233 48H236L237 45H239L238 49H241L242 52H243V54H245V52L247 51V48L248 47L246 45L242 44V41L245 38H248ZM119 37H121L122 41H120L121 39H118ZM115 38L117 40H115ZM73 40L74 41L77 40V42H79V41L80 42H84L85 41L87 43L84 42V44H83V43H80L79 42L80 44L76 45L77 44L76 43L74 45V43H73L74 41ZM81 44H83V47H82ZM189 44H188V46H189ZM191 44H190V46H191ZM30 45L32 47L29 46L27 49L32 50L33 53L32 52L31 53H28L29 56L27 55V57H25L26 56L25 53L22 54V58H25V60L24 59L16 60V64L14 63L15 66L12 65L14 67V69H12L13 68L12 66L9 69H6L8 71L10 70L9 72H7L8 73L7 74L8 77L5 76L4 73H2L0 75V76L3 75L2 76L3 77V84H6V82L9 81V78L15 79L14 77H16V75L17 76L19 74L26 75L27 74V72L25 71L26 68H27L26 66L24 67V71H22L23 70V66L25 65L26 62H28L29 64H31V63L35 62V60L37 62V60L40 57H42L44 60H46V62H48V63L49 62L54 63V60L56 62L57 59L60 58V56H59V53H60L59 52V49H60L59 47H60V45L58 43L53 44V43H48L47 42V43L43 44L42 46H40L39 48H37V50L34 49V46H33L34 44H30ZM49 45H54L53 46V52H47L46 53L45 52L46 51V48ZM163 45H165V44L163 43ZM162 49H163V47H162ZM23 55H25V56H23ZM91 55H93V56L91 57ZM42 58H40V59H42ZM82 61H84V60H82ZM136 63L137 64L140 63V65H141V67H140L141 72L144 73V74H141V75H142L143 78L144 77L145 78L144 79L143 78L141 79V77L139 76L135 80L132 79V78H131V80L129 79V81H128V82H130L129 84H128V82L126 83L124 81H123L124 83H120L122 81L121 80L122 78L120 76H122L123 74L124 75H128L129 74L128 73L129 72L128 70L131 71L132 66H135ZM0 65L1 66L2 65L4 66L3 63L0 64ZM3 66L0 68V73L2 72V70L5 71V68L3 69ZM170 68H171L170 69L171 72H170V70H169V72L167 71L168 72L167 73V76L170 73H172L173 66L170 67ZM142 69H144V70H142ZM163 69H165V68H163ZM126 70H127V73H126ZM183 70H182V72H183ZM160 71H162V72H160ZM9 73L11 75H9ZM118 74L120 76H118ZM130 74H131V72H130ZM159 74H161V75H159ZM116 76L117 77H120L121 79H119V78L116 79ZM4 77H6V80H5ZM26 77H28V76H26ZM26 77L24 76L23 78H26ZM23 78H21L19 76V78L17 80H15L14 83H11V87L13 86L12 84H15L13 86V89H14V87H15V89H17L16 91L14 89V92H13V89H12V92L15 93V96L18 93H20V90H23V89H20L21 86L24 88V84L23 85L21 84V83L25 82L24 81L25 79L22 81ZM0 79H1V82H2V78H0ZM18 80L19 81L21 80L22 82L21 81L19 82ZM31 80L33 82H37V81H34V79H31ZM17 81L21 84V86H19V84H18ZM60 81H62V80H60ZM117 81H118V83H117ZM155 81H157V82H155ZM261 81L262 80L260 79L257 82L260 84V83H262ZM16 82H17V85H16ZM200 83H202V81H200ZM199 85H201V84H199ZM16 86L20 87L19 90H18V87H16ZM121 86L123 88H120ZM159 86H160V88L162 87L161 88L162 92H161ZM108 87L110 89L107 90ZM170 88H171V86H170ZM166 89L168 90L167 92H166ZM210 90H211V93H212V89H210ZM216 90L218 92V89H216ZM216 90L214 91L215 93L212 94L213 96L216 95V93H217ZM138 91H139V93H138ZM12 92L10 90V93L13 95L12 97L10 95V97H11L10 99L11 100H13L12 98L15 97ZM27 92H26V94L33 95L34 96V97L33 96L32 97L31 96L25 97L27 101H29L30 99L32 100L33 98H35V96H36V95H34L35 93L32 94L31 92L30 93H27ZM140 92H141V94H140ZM51 93H49V94H51ZM54 93H56V92H53L52 94H54ZM159 93H160V95H158ZM56 94H55L56 96L55 95L54 96L52 95L53 97H55V99H54L55 102H56V99H57V101H59L60 98H61V97L58 96V95H60L59 92H57ZM180 95H181V98H183L184 100H182L179 97ZM105 97H106V95L104 96V98ZM255 97H254V99H256V98L259 99L258 97H256V98ZM260 99L259 100H256V101H258V103L260 101V103H261V100ZM2 100H5V98H3ZM11 100H9L8 102H10L12 104L13 101H11ZM172 100H173V102H172ZM27 101L24 103V105L20 106L21 107L20 108L21 111L19 112V114H16V112H12L10 114V118H11L10 121L12 123V125L11 124L9 125V129L10 130L16 129V127H18V125H20V122L23 121V119H21V118H23V117H25V115H27V113H26L27 111L26 110H27V108L30 105V104L28 105V103H30V101L29 102H27ZM180 101L181 102L184 101L186 104L184 105V108L181 110L182 112L184 110V114L180 111L181 114L178 115V113L175 112V110L172 111L171 109L173 108L172 106H174L176 102L181 103ZM190 101H194L195 104H193L194 102L193 103L192 102L190 103ZM198 101H197V104H198ZM26 103H27V105H26ZM123 103H121L123 106L120 104L121 105V109H124L125 110L124 107H126V105H124ZM262 103H264V102H262ZM191 104H193V107H192ZM25 105H26V107H25ZM177 105L178 104L176 103V105L174 107H176ZM145 107H146V105H142L140 108L142 110ZM187 109L189 110V113H191V112L192 113L189 114ZM243 109L245 111L247 109H249V110L246 111V112H244ZM243 109L241 110V112L242 113L244 112L243 114H245V115H247L248 113L251 114V112H249L250 110L251 111L252 110L254 111V107H250V106H243ZM193 110H195V109H193ZM136 111L139 112L138 110H136ZM195 111H197V110H195ZM253 111H252V113L254 114L255 111L254 112ZM58 113L60 114V116H59ZM193 113H194L195 116L192 115ZM245 115H243V116H245ZM55 116L56 117H59V118H61L63 120V126L64 127L62 126V128H60V129H55L54 127H49L47 125L48 126V128H47L46 124H48V123H46V122H48V121L51 122ZM178 116L181 117V119H179ZM56 117L54 119H56ZM245 118H248V117L247 116L242 117V122L239 125V129H240V133H241L240 136H241V139L244 140V142L247 141L248 138L250 137V132H259V130L261 128V126H260L261 125V122L260 121H258L257 124L256 123H253L254 124L253 125L251 123L249 124L248 123L249 121H247L248 119L245 120ZM45 119H46V122H45ZM50 119H52V120L50 121ZM35 120H37V121H35ZM70 121L76 124V129L78 131L79 139L77 141H74L75 144L73 143L71 146L67 147V150H69L70 153L68 152L67 153L68 154L67 156L64 154L65 155L64 156L65 158L64 157L59 158L60 157V155L58 153L59 150L56 151L54 153V155L52 156L51 155L52 152H49V149H48L49 147L48 146H50L53 142H55L54 140H55V138H56V136H57L58 133L60 134V139H63L64 141H66L68 139V137L70 135V131H69V128H68L67 125L69 124ZM89 121H90V123H89ZM91 122H93L94 124L91 123ZM98 122L99 121H97V123ZM213 122H214L213 124L216 123L215 121H213ZM34 123H36L39 126H36V124H34ZM258 123H260V124L258 125ZM216 124H218V123H216ZM32 125H35L36 128L35 127H30ZM98 125H100V126L98 127ZM101 126H103V127L100 128ZM220 126L223 127V124H221ZM227 126L228 125L226 124L225 125V128H222L223 131L225 129L227 130ZM104 127H106V128H104ZM95 128H96V131H95L96 133H93L94 132L93 130H95ZM143 129H144V131H143ZM176 129H179V131H176ZM192 130L195 132V134H194V132H192ZM108 131L110 133H108ZM5 134H6L5 132L3 134L0 133V141H1L0 143L1 144H3L4 146L8 147L12 143H15L16 140L14 141V140H12L9 137V134H10L9 132L6 135ZM164 134L166 136H164ZM215 134L217 135L218 133L215 132ZM160 135H162V137ZM155 136H157V137H155ZM200 136H203V137H200ZM229 136H220L221 138H218L217 137V139H219V140H217L216 138H214V141L216 139V142L218 141L219 143L218 142L217 143L220 144V145L222 144L223 146L222 145L221 146L224 147V146L227 145L228 142L230 143V141L233 139V135L230 136V137ZM240 136H239V138H240ZM160 137L163 140H161ZM214 137H216V136H214ZM156 138H157L158 141H156ZM230 138H232V139L230 140ZM200 139H201L202 142L200 141ZM151 140H152V142H151ZM243 140H241V141H243ZM154 141H156L158 143L155 144ZM262 141H264V140H262ZM89 142H93L96 147L95 148H91L89 146ZM123 142H124V140H123ZM123 142H121V143H123ZM229 143H228V145H229ZM202 145H205V143L202 144ZM198 147H199V149L197 150ZM80 148L82 149V151L80 152V155L78 154L75 157H73L72 156V152L73 153L75 151L79 152L78 150H80ZM83 149L85 151H83ZM102 149H103V154H104V155H102L103 157L99 156L100 150H102ZM195 149L197 150V152H195ZM205 149H202L201 151H203V153H204ZM193 150H194V152H193ZM263 152H264V149L260 152V154L258 156L262 155L261 153H263ZM58 155H59V157L57 158ZM27 156H29V157H27ZM50 156H52V157H50ZM137 156H138V158H137ZM258 156L256 158L255 157H250L252 160L251 159L249 160V158L247 160L248 161L247 163H251V161L254 160L253 161L254 163L253 162L252 163L254 164L253 166H255V168L257 170V172L255 170V173L256 174H254V176H253L254 178L252 177V179L247 180V181H246V179L245 180L243 179V181H244L243 182L242 181V178H244V176H242L240 178L241 179L240 184L238 186H234V183H235L234 180L235 179L233 177H230L229 175H227V178L225 177L226 178L225 182L222 183V187H223V185L226 187V191H227L226 192V195H224L221 199H219L217 201H214L213 200V201H211L209 203H204V204H201L200 202H199V204L196 203V205H194L191 208L192 210L190 209L193 212L196 211L195 212L196 214L193 213L192 216L189 215V218H188V216H187L188 213H187V214L183 215V216H185V219H187V220L189 219L188 221H192V224L194 223L193 226H195V222H197V221L203 222L204 223L203 226H205V225L208 226L210 224L209 221L212 222V220L215 217H217L218 215H220V214L221 215L227 214V216L229 215L228 218H230L228 220V224H230L231 222L229 223V221L232 220V223L231 224L234 225V229L235 228H239V229L244 228L245 231H246V229L248 230L249 229L248 227H250V221H251L250 218H251L252 214L255 213L257 211V209H259V207L261 208L262 206H264V155H262V157L260 156L261 158L258 157ZM140 157H142V159ZM147 157H150V159H147ZM191 157H192V160H189V159H191ZM102 158H103L102 161H104L103 162L104 166H103L102 171L106 173V174L104 173L105 174V181H104V186H102L96 192L94 189H92L90 187H86L85 188V186H83V181L86 178H89V177L96 178V176H98L99 171L97 169V163H98V160L99 159H102ZM37 159L41 163L38 165L39 167L37 166V170L35 172H31V167H32V164L31 163L35 162V160H37ZM151 159L154 160V161L157 160L158 161L157 164H155L154 161H151ZM161 159H162V162H161ZM257 159L258 160L260 159L259 162L255 161ZM17 160L18 161L20 160V161L19 162H16ZM165 162H167V163H165ZM137 163H138V166L136 165ZM148 163H150V164H148ZM151 163H152V165H151ZM158 164H159V166L160 165L161 166L164 165L163 166V168L165 167L164 168V172H163V168H161V166L160 167L157 166ZM128 166H129L130 169L128 168ZM256 166H258V169L259 170L257 169ZM2 167L4 168V170H3ZM157 167L159 169H156ZM151 169H152V171H151ZM252 169H254V168H252ZM152 173H155V174H152ZM162 174L160 173V175H162ZM161 177H163V179H162L163 181L160 179ZM159 179H160V181H159ZM219 179H221V180H219ZM197 180L198 179H196V178L194 179V181H197ZM220 181H222V177H220V178L218 177V179H216L214 181L215 185L218 184V183H220ZM170 184H171V186H169ZM172 185H173V182L171 181L167 185V187H170L171 188ZM3 188H7V191L8 192H11L12 191L11 192V196L9 198L3 197ZM13 194H14V196H12ZM115 194H116V196H115ZM120 195H123L124 196V206L121 209L117 205V197L120 196ZM152 196L150 198L149 197L148 198L147 197H143L144 200L142 202V205L144 204L143 207L145 209L142 212V217H144L142 219L148 218V216H150L153 213L151 211V209H149L150 208V205L152 203L151 201L154 198V196L153 197ZM192 197H193V194L190 192V194H188V197L185 198V199H187L186 206H188V208L190 206H192ZM217 207H218V209H217ZM222 212H224V214ZM208 213H210V214H208ZM53 214L55 216H53ZM197 214H199L200 216L197 215ZM250 214H251V216H250ZM51 216L53 217V219H52ZM73 218L74 219H72V217H71L68 221L70 222V220L71 221L73 220L72 222H74L75 224L77 223V227L81 229V230L78 229L79 230V235H78L77 241H76V243H77V250H80V249L82 250V247H83L82 238H86L88 234L91 235V238H94V243H99V242L101 243V241L104 242L105 240L106 241L109 240V238L108 239H105V240H104V238H100V236L103 235L101 233L87 231V228H86L85 224L83 222H80V220H78L79 218H77V216H73ZM226 220H227V218H226ZM148 221H149V219L147 220V222ZM78 222H79V224H78ZM98 222H102V223H98ZM164 222H165V220H164ZM164 222H163V220L161 221L162 224H164ZM193 226H191L192 229L195 228V227L193 228ZM178 227H180V226H178ZM178 227H177L178 230H180V229L184 230L183 228H178ZM53 228L57 229L58 228V224L55 223L53 225ZM10 229H9V231L7 230L8 232H5V233L2 232L3 234L1 233L2 230L0 229V246H1V248L3 247L2 250L4 251V255L6 257V258L3 257L4 258V259H2L3 261L0 260V262L1 261L3 262L1 264H16L15 263L16 262V260H15L16 259L15 258L16 257V253L13 252L15 250H13L11 248V244L14 242V240L16 238V236H15V230H12L13 228L11 230ZM201 229H204V228H201ZM201 229H200V231H202V232H200V231L193 232L194 231L193 230L192 233L191 232H189V233L187 232L186 233L185 230L184 231H182V230L178 231L177 230L176 231V234H172L171 236H170V234L167 235V234H164V233H160V235H158L159 237L157 238V244L159 245V247H161L162 250L164 249L163 250L164 253H162V256L160 257L161 260L163 259L162 261H164V260L167 261V259L169 258L168 256L171 255L170 253L171 252L174 253L175 250H176L175 252H178V251L179 252L180 251L183 252V254H185L186 256H188V255H194V254H197L199 252H203V253H207V254L210 253L209 255H211L213 257V254H211L212 253L211 252L212 251V245L215 243V239L217 238V234H216L215 231L213 232V231H210L208 229L207 230L206 229L205 230H201ZM146 230L148 231L150 229H146ZM179 232H181V233H179ZM162 234L164 235V237L162 236ZM165 235H167V236H165ZM174 235H176L177 237L174 236ZM230 237L228 236V238H230V239L233 238L232 235ZM21 238H24V237L21 236ZM179 238L180 239L186 238L184 240V242L187 241L185 244L182 245V247H180L182 250L180 248H176V245L173 244V242L176 243V241H179L180 240ZM187 238H189V239L187 240ZM228 238L225 239L224 242H223V244H222L221 250L224 251V252L222 251L223 252L222 255H226L228 257V260H230V264H236V263L239 264L240 259H238L236 257L237 256V254H236V251L237 250H236V248H233V244H232L233 241L230 240V239H228ZM205 239H207L208 242ZM172 240H174V241H172ZM199 240H201V241L205 240L206 242H202L203 244H201V241H199ZM19 241H20V243L17 240V242L20 245L23 244V243H25V240H23V239L22 240H19ZM21 241H23V243ZM229 241H232V243H231L232 246H231V244H230ZM160 244H161V246H160ZM170 244H171V246H170ZM162 246H164V247H162ZM234 247H236V245ZM224 248L229 249V250H227V251H229V253ZM231 249H232V251H231ZM57 250L58 249L53 248L46 256L37 257L36 259H38V261H42V262H45V263H48V262L50 263L53 260V258L56 257L59 254ZM258 251H259L258 252L259 254L256 251V253H255V255H253V257L256 256L255 258H258V260H261L262 258L264 259V242L261 243V246H259ZM32 253L33 252L26 254L27 256L25 255L26 256V257H24L25 259L22 258L24 261L22 259L21 260L18 259L17 262L19 264L20 263H24V262H25V264H33V262H34L33 260L35 259V257L32 256ZM165 254H167V255H165ZM82 255L86 256L85 251H84V253L82 252ZM99 255H97L95 261H98L97 259H101L102 258V256L101 255L99 256ZM69 256L70 255L67 256V259H68ZM163 256H165V257H163ZM145 258H147V259H145ZM145 258H143L144 260L140 264H151L152 260L155 259L151 255H147ZM255 258H251V260L254 259V261L257 262L258 260L255 259ZM214 259L215 258L213 257V261H211L212 263L213 262L215 263V260ZM100 264H102V263L100 262ZM125 264H127V263H125ZM155 264H160V263H155ZM165 264H172V263H169L168 262V263H165Z\"/></svg>",
  "mask_w": 264,
  "mask_h": 264
}]
</instances>
